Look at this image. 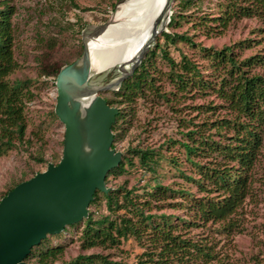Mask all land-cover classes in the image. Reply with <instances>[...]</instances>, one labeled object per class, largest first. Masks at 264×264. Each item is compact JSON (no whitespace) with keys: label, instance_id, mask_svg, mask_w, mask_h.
I'll use <instances>...</instances> for the list:
<instances>
[{"label":"trees","instance_id":"trees-1","mask_svg":"<svg viewBox=\"0 0 264 264\" xmlns=\"http://www.w3.org/2000/svg\"><path fill=\"white\" fill-rule=\"evenodd\" d=\"M197 1L200 6L201 0L179 1L181 12L173 16L171 28L178 27L187 19L184 13L195 7ZM218 1L222 7L218 17L202 20L217 24L218 28L222 29L245 18H259L264 21V0ZM15 13V0H0V159L15 150L18 144L25 143L28 130L27 105L35 97L32 79L11 80L21 68L15 55ZM163 38L168 42L172 41V44L186 42L196 47L194 41L186 35L164 33ZM55 47V43H49L40 57L42 77L57 79L63 68L74 64L84 54L82 41L72 59L69 57L64 61H56L53 57ZM236 47L227 46L222 50L204 49V59L208 60L209 68L213 71L209 77L187 57H183L181 62L167 58L171 66L169 77L178 91L175 96L190 92L206 94L210 90L218 95L224 106H204L200 108L203 114L224 108L234 115L233 119L204 122L196 126L195 130L184 134L185 141L179 142L185 149L187 162L195 167L199 179L187 176L179 168L177 159L169 160L180 171V177L191 183L197 193L184 187L176 189L155 179L147 181L144 186H134L130 189L127 185L115 186L108 194L97 192L89 208V217L83 222L82 233L78 238L82 251L118 249L123 242L134 239L144 249L137 258V264H210L216 260L214 247L208 240L190 237L188 231L207 227L211 223L220 224L226 235H231L234 229H238L241 211L253 192L251 174L261 155L264 142V76L252 74V69L264 67V55L241 60L235 52ZM155 56L156 52L150 49L140 68L115 92V98L120 100L107 99L111 107L119 110L113 126L115 139L112 149H116V143L122 136L123 127L120 122L126 115L124 105L151 97V92L155 93L158 100L169 99L166 93H162L155 86L156 79L150 72ZM211 124L212 128L218 131L217 135L223 136L222 133L227 131L232 136H224L227 142H217L212 136H206ZM196 157H216L218 162H214V167H205L195 162ZM135 160L144 170V176L157 175L164 156L153 149H129L122 157L120 166L108 174L106 182L110 183V178L118 179L123 176L126 168L133 166ZM40 162L44 163L45 160L41 158ZM232 163H238L240 167L231 166ZM22 183L24 182L20 184ZM20 184L11 188L3 199ZM103 202L107 215H100L98 211L92 210L99 208ZM166 209L182 210L188 218L161 212ZM64 234L65 232L45 240L34 249L26 262L129 264L113 260L109 254L100 253L80 254L70 261H62L67 246H51L50 243L52 238L61 239Z\"/></svg>","mask_w":264,"mask_h":264},{"label":"rangeland","instance_id":"rangeland-1","mask_svg":"<svg viewBox=\"0 0 264 264\" xmlns=\"http://www.w3.org/2000/svg\"><path fill=\"white\" fill-rule=\"evenodd\" d=\"M125 1L15 0L16 13L13 17L16 24L15 55L21 68L11 80L32 79L35 97L27 105L28 130L25 143L18 144L15 150L0 159V203L11 188L48 172L50 164L58 166L64 158L68 136L65 124L55 114L59 100L58 79L41 76V55L44 54L49 43H55L53 57L56 61H64L69 57L72 59L82 41L87 44V39L96 31L110 24L117 9ZM179 1L175 0L172 6L171 20L181 12ZM221 8L218 0H201L200 6L197 1L195 7L184 13L187 19L178 27L171 28L172 21L170 22L165 33L186 35L194 41L196 47L186 42L172 44V41L168 42L163 38L164 33L158 36L155 45L151 48L156 52V56L152 61L150 72L156 79L155 86L162 93H166L169 99L158 100L155 93L151 92V97L138 99L131 105H124L126 115L120 122L123 127L122 136L116 143L115 155L124 156L132 148L153 149L162 154L164 160L157 175L146 176L135 160L133 166L126 168L123 176L118 179L110 178V183L106 182L107 189L112 190L115 186L123 185H127L130 189L134 186H144L147 181L155 179L162 181L164 185L176 189L184 187L197 193V189L192 188L191 183L180 177V171L169 160L177 159L179 168L187 176L199 179L195 167L187 162L185 149L179 142L185 141L184 134L195 130L196 126L204 122L233 119L234 115L224 108L203 114L200 108L204 106H224L218 95L210 90L206 94L190 92L175 96L178 91L169 77L171 66L167 58L181 62L183 57H187L209 77L213 71L209 68L208 60L204 59V49L222 50L227 46H237L235 52L241 60L264 55V21L259 18H245L222 29L218 28L217 24L202 20V18L218 17ZM241 44L245 46L240 47ZM252 74L264 76V67L252 69ZM99 97L106 101L120 100L115 98V92H106ZM208 129L206 136H212L217 142L225 140L224 136L228 138L232 136L227 131L222 133L223 136L217 135L218 131L212 128V124ZM41 158L45 160L44 163L40 162ZM195 162L205 167H214V162L218 160L216 157L211 159L196 157ZM231 166L240 167L238 163H232ZM251 176L253 192L241 211L238 229H234L231 235H226L220 224L211 223L207 227L188 231V236L196 239L204 238L214 247L216 260L210 264H264V142ZM46 198L48 199L46 195L38 198L31 196L25 203L32 206L47 200ZM92 210L98 211L100 215L108 214L104 202L99 208ZM161 212L188 218L182 210L166 209ZM83 222L78 226L75 225L76 227H69L63 238H52L51 246H67L62 261H70L80 254L100 253L109 254L116 261L137 264V258L144 249L134 239L123 242L118 249L82 251L78 238L82 233Z\"/></svg>","mask_w":264,"mask_h":264},{"label":"water","instance_id":"water-1","mask_svg":"<svg viewBox=\"0 0 264 264\" xmlns=\"http://www.w3.org/2000/svg\"><path fill=\"white\" fill-rule=\"evenodd\" d=\"M174 2L169 0L164 11V15L170 14L167 27L155 30L131 71L114 84L109 83L111 76L106 69L91 73L88 43H84L83 56L61 70L55 113L67 128L64 158L58 166L50 164L48 172L20 184L0 203V264H28L26 259L45 240L89 217V207L98 191L105 194L111 191L106 188L108 174L120 166L123 157L115 155L116 149H112L113 126L119 110L99 95L119 91L140 68L158 36L167 32ZM79 72L83 77L78 84L74 76ZM85 96L93 100L82 119L71 106L80 104ZM45 195L48 199L41 203L32 206L25 203L28 197Z\"/></svg>","mask_w":264,"mask_h":264},{"label":"bare ground","instance_id":"bare-ground-1","mask_svg":"<svg viewBox=\"0 0 264 264\" xmlns=\"http://www.w3.org/2000/svg\"><path fill=\"white\" fill-rule=\"evenodd\" d=\"M168 1L126 0L123 2L113 16L112 22L87 39L91 73L106 69L111 76L109 83L114 84L130 72L155 30L167 27L170 14L164 15V11ZM74 77L78 83L83 74L79 72ZM72 87L69 89L72 90ZM92 100L91 97L85 96L80 104L72 105L71 109L77 111L78 116L83 119L85 110ZM100 134L102 137L99 131Z\"/></svg>","mask_w":264,"mask_h":264}]
</instances>
